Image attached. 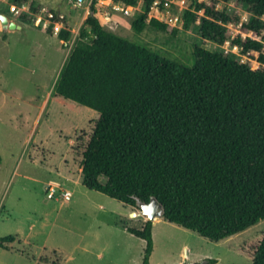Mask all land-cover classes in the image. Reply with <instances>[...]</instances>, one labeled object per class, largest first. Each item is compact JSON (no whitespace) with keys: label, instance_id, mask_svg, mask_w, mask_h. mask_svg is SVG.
I'll return each mask as SVG.
<instances>
[{"label":"trees","instance_id":"1","mask_svg":"<svg viewBox=\"0 0 264 264\" xmlns=\"http://www.w3.org/2000/svg\"><path fill=\"white\" fill-rule=\"evenodd\" d=\"M114 1L144 3L137 31L146 25L167 29L155 17L148 21L154 0ZM219 1L193 0L183 28L194 26L204 40L220 45L230 41L245 55L257 52L258 68L232 51L201 45L194 48L193 65L182 64L106 28L98 0H92L84 21L90 30L75 40L53 87L55 96L99 112L81 162L87 188L134 207L155 197L164 219L212 241L264 219V0H225L250 13L242 30L260 40L242 34L231 40L227 24L240 17L219 10ZM10 3L28 6L20 17L26 23L41 10L34 0ZM62 21L58 36L68 42L71 30L67 18ZM152 226L147 220L141 229L128 228L146 241L142 264H151ZM15 240L0 236V247ZM252 264H264V233Z\"/></svg>","mask_w":264,"mask_h":264},{"label":"rangeland","instance_id":"2","mask_svg":"<svg viewBox=\"0 0 264 264\" xmlns=\"http://www.w3.org/2000/svg\"><path fill=\"white\" fill-rule=\"evenodd\" d=\"M173 1L148 14V21L152 16L167 21L166 30L152 25L142 31L134 28L145 10L142 1L127 14L128 5L123 2L98 0V16L120 36L188 66L194 63L195 46L201 45L212 51H232L241 61L259 67L257 52L245 55L230 41L220 45L204 40L194 26L184 29L182 16L193 0ZM34 2L44 19L47 11L58 8L77 19L92 0L80 5L78 0ZM217 8L240 17L239 23L227 24L231 40L238 34L262 38L242 30L250 13L241 4L220 0ZM7 15L12 20L22 16L8 9ZM175 16L180 17L176 24ZM33 17L29 25L0 32V236L17 238L5 243L7 248L0 247V264H142L146 241L128 228H143L147 217L133 214L139 213L137 206L82 182L83 152L99 112L53 94L66 56L81 32L90 27L79 19L70 26V40L60 42L40 28L43 23L36 26ZM51 180L60 182L62 189L50 198L46 188ZM62 190L71 191L70 200L62 197ZM263 233L264 219L229 238L212 241L161 218L152 226L150 263L252 264Z\"/></svg>","mask_w":264,"mask_h":264},{"label":"built area","instance_id":"3","mask_svg":"<svg viewBox=\"0 0 264 264\" xmlns=\"http://www.w3.org/2000/svg\"><path fill=\"white\" fill-rule=\"evenodd\" d=\"M82 2H83V0H78V5H80ZM172 2H174V1L173 0H154L153 4L151 6V10L154 8L155 10H158L159 11V9L162 8L163 6H170V3H172ZM25 6L26 5H24V6H17V5H14L12 3H9L8 10H9L10 13L15 14L16 16L19 17V16H21V15H23L25 13ZM132 7L133 6H131V5L126 6L125 12L127 14H129V9L132 8ZM45 10H46V8H45ZM39 14H36V20H35L36 21L35 22L36 25H41V23H43V26L45 28L47 26H49V27L52 26L53 27V31L56 32V33H59L65 27L64 26V23L62 21V19L65 16L61 12L58 11V13L56 14L52 10L51 11H47V17L45 19L41 15H39ZM56 15L60 18V20L54 22L53 19H54V17ZM152 17H155V18L159 19V17H157V16H152ZM173 19H175L174 21H175V24H176V22H178L180 20V17L179 16H175ZM163 22H165V21H163ZM165 23H167V21ZM49 27H47V29ZM4 28L5 27L3 26L2 20L0 19V31H3ZM46 189L48 190V196L51 198V197H54L55 196V194H56V192H57L58 189H62V185L59 182L51 181L47 185V188ZM62 197L64 199H66V200H70L71 197H72L71 191H69V190H62Z\"/></svg>","mask_w":264,"mask_h":264},{"label":"water","instance_id":"4","mask_svg":"<svg viewBox=\"0 0 264 264\" xmlns=\"http://www.w3.org/2000/svg\"><path fill=\"white\" fill-rule=\"evenodd\" d=\"M0 19L2 20L3 26L5 28L8 27L10 29H16L21 27L15 21L10 20L9 17L3 13H0ZM137 207L139 209V213L135 211L133 214L146 216L147 219L152 222L156 221L158 218L164 217V205L155 197H152L149 202H139Z\"/></svg>","mask_w":264,"mask_h":264},{"label":"crops","instance_id":"5","mask_svg":"<svg viewBox=\"0 0 264 264\" xmlns=\"http://www.w3.org/2000/svg\"><path fill=\"white\" fill-rule=\"evenodd\" d=\"M114 1V0H113ZM2 3H5L6 5H7V8L4 6V7H2L3 9L2 10H0V12L1 13H4V14H6L7 15V9L9 8V3H10V0H0V6H1V4ZM50 7V6H49ZM51 8H53V7H51ZM57 11H59V12H61L66 18H67V21H68V26H69V28H70V26H73V24L74 23H76L79 19H81V21L83 22V21H85V19H86V17L88 16V14H89V12H90V7H87V8H85V10H84V13L82 14V16L81 17H79V18H75V19H72L71 17H69V15L67 14V13H65V12H63L62 11V9H60V8H58V9H56ZM28 6L26 5L25 6V13H28ZM97 15H98V13H97ZM8 16V15H7ZM9 17V16H8ZM10 20H12V19H10ZM13 21H15L17 24H19L21 27L20 28H22V26L24 25V24H28L29 25V23H26V22H23V21H21V19L20 18H18V20L17 19H13ZM102 24H104V23H102ZM36 26H38L39 27V25H36ZM20 28H16V29H20ZM44 32H46L48 35H50V36H53V37H57L58 39H59V41L60 42H63V40H61L60 38H59V36L57 35V34H59V33H56V32H54L53 31V33H48L47 32V29L45 28V27H40ZM10 29V28H9ZM4 30H5V28H4ZM3 30V31H4ZM11 31H13V30H15V29H10ZM3 31H0V32H3ZM66 58H67V56H66ZM66 58H65V60H66ZM65 60H64V62H65ZM64 62H63V64H64ZM63 64H62V66H63ZM62 66H61V68H62ZM61 68H60V70H61ZM60 70H59V72H58V75H59V73H60ZM58 75H57V78H58ZM57 80V79H56ZM56 82V81H55ZM55 84V83H54ZM54 87V86H53ZM51 181H54V180H51ZM50 181V182H51ZM49 182V183H50ZM58 182V181H57ZM60 183V182H59ZM159 219H161V218H158L156 221H154L153 223H156ZM148 219H146V221H147ZM17 239V238H16ZM16 241V240H15Z\"/></svg>","mask_w":264,"mask_h":264}]
</instances>
